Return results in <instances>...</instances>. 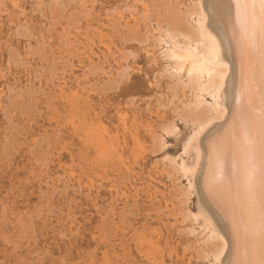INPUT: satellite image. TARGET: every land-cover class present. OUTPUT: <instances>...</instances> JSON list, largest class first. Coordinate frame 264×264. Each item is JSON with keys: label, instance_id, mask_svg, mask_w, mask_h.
<instances>
[{"label": "rangeland", "instance_id": "obj_1", "mask_svg": "<svg viewBox=\"0 0 264 264\" xmlns=\"http://www.w3.org/2000/svg\"><path fill=\"white\" fill-rule=\"evenodd\" d=\"M197 2L0 0V264H220L188 180L195 118L230 109L184 107L160 53L203 47Z\"/></svg>", "mask_w": 264, "mask_h": 264}, {"label": "bare ground", "instance_id": "obj_2", "mask_svg": "<svg viewBox=\"0 0 264 264\" xmlns=\"http://www.w3.org/2000/svg\"><path fill=\"white\" fill-rule=\"evenodd\" d=\"M198 3H195L196 10L189 14L200 15L196 19L197 38L193 43L204 39L203 47L198 49L196 44L187 41L181 47L170 46L160 53L173 57L176 72L171 71V76L183 88H190L191 98L183 103L184 107L195 110L202 103L204 92L213 97L212 103L221 105L217 101L220 90L216 89L222 87L224 104L230 112L226 115L220 106L221 110L216 107L219 110L216 115L210 113L218 118L226 115L224 121L219 120L222 122H217L216 118L213 121V116L195 118L194 133L199 135L193 133L196 138L192 137L196 140L193 148L198 157L194 155L196 168L194 160L191 165L192 171L195 170L194 184L192 180L188 183L196 193L197 211L192 214L188 210L189 216L201 213V217L205 216L204 222L212 226L209 232L224 237L225 240L219 239L214 247L220 264H264V6L261 0ZM164 31L170 38L183 34ZM156 40L164 41L160 35ZM184 75L187 82L181 78ZM212 103L209 105H214ZM126 116V111L119 112L123 125ZM187 142L184 145L187 146ZM184 165L187 164H183V172L187 174L189 170L187 172ZM185 192L188 200L189 187ZM206 224H203L205 228ZM203 235L207 240L212 238L207 232Z\"/></svg>", "mask_w": 264, "mask_h": 264}, {"label": "snow or ice", "instance_id": "obj_3", "mask_svg": "<svg viewBox=\"0 0 264 264\" xmlns=\"http://www.w3.org/2000/svg\"><path fill=\"white\" fill-rule=\"evenodd\" d=\"M261 2H262V6H264V0H261ZM262 15H264V14H262Z\"/></svg>", "mask_w": 264, "mask_h": 264}]
</instances>
